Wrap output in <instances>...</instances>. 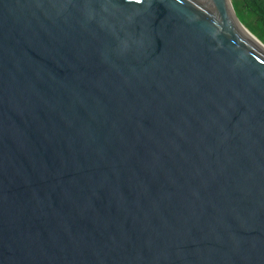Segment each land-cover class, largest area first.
Here are the masks:
<instances>
[{
	"label": "water",
	"instance_id": "water-1",
	"mask_svg": "<svg viewBox=\"0 0 264 264\" xmlns=\"http://www.w3.org/2000/svg\"><path fill=\"white\" fill-rule=\"evenodd\" d=\"M0 264H264V45L230 0H0Z\"/></svg>",
	"mask_w": 264,
	"mask_h": 264
},
{
	"label": "trees",
	"instance_id": "trees-1",
	"mask_svg": "<svg viewBox=\"0 0 264 264\" xmlns=\"http://www.w3.org/2000/svg\"><path fill=\"white\" fill-rule=\"evenodd\" d=\"M242 25L264 45V0H230Z\"/></svg>",
	"mask_w": 264,
	"mask_h": 264
}]
</instances>
